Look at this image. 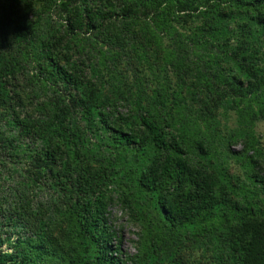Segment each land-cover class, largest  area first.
<instances>
[{
    "label": "trees",
    "instance_id": "trees-1",
    "mask_svg": "<svg viewBox=\"0 0 264 264\" xmlns=\"http://www.w3.org/2000/svg\"><path fill=\"white\" fill-rule=\"evenodd\" d=\"M262 121L264 0H0V264H264Z\"/></svg>",
    "mask_w": 264,
    "mask_h": 264
},
{
    "label": "rangeland",
    "instance_id": "rangeland-1",
    "mask_svg": "<svg viewBox=\"0 0 264 264\" xmlns=\"http://www.w3.org/2000/svg\"><path fill=\"white\" fill-rule=\"evenodd\" d=\"M123 62H121L118 66H116V70H118L116 72V74L124 75L127 72V69L124 66H122ZM67 63L70 66V69H73V70L75 69L74 60H70ZM104 73H109V72L105 70ZM174 74L175 73H173V72L171 73V77H172L173 81L176 80V77ZM189 79L194 80L195 78H194V76H190ZM219 115L221 117H223V123H225L227 120L229 125L232 121V118L234 117L233 112H230L229 114L226 115L223 113V111H219ZM231 126H233V125H231ZM256 131L259 135H261V137L264 140V121L260 122L257 125ZM241 148L242 147L240 145L236 146V148L234 147L235 150H240ZM233 169L244 178L245 175L243 174V171L241 169H239L238 166H234ZM51 194H52V191H48V190H46V192L44 191L41 194V197H42L41 200L43 202L49 200ZM116 198L117 197L115 196V198H114L115 201H114L113 205L111 206L110 218L113 222V227L118 232L119 244H120L122 251L125 254H129V253L134 254L137 252V243L139 241L138 234L140 232V229H139L137 224L133 223L130 220L129 215H128L127 211L125 210L126 208ZM52 203L54 205L60 204V200L57 198V195H55V198L52 201ZM51 213L54 215L55 211H51ZM115 242L118 243V241H115Z\"/></svg>",
    "mask_w": 264,
    "mask_h": 264
}]
</instances>
